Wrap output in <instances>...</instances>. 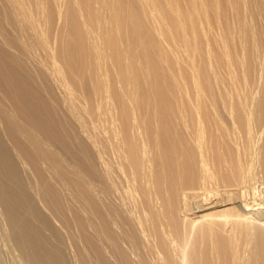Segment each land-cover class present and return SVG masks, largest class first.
Returning a JSON list of instances; mask_svg holds the SVG:
<instances>
[{
  "label": "bare ground",
  "instance_id": "obj_1",
  "mask_svg": "<svg viewBox=\"0 0 264 264\" xmlns=\"http://www.w3.org/2000/svg\"><path fill=\"white\" fill-rule=\"evenodd\" d=\"M262 201L264 0H0V264H264Z\"/></svg>",
  "mask_w": 264,
  "mask_h": 264
},
{
  "label": "rangeland",
  "instance_id": "obj_2",
  "mask_svg": "<svg viewBox=\"0 0 264 264\" xmlns=\"http://www.w3.org/2000/svg\"><path fill=\"white\" fill-rule=\"evenodd\" d=\"M262 205L264 206V201L261 202V206H262ZM5 258H7V257H5Z\"/></svg>",
  "mask_w": 264,
  "mask_h": 264
}]
</instances>
